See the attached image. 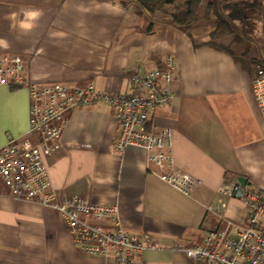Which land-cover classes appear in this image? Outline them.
Here are the masks:
<instances>
[{
	"label": "crops",
	"instance_id": "1",
	"mask_svg": "<svg viewBox=\"0 0 264 264\" xmlns=\"http://www.w3.org/2000/svg\"><path fill=\"white\" fill-rule=\"evenodd\" d=\"M201 1L211 5L213 20L179 27L139 0H0V55L21 57L23 79L38 86L130 95L133 68L161 69L173 56L174 99L149 121L175 132L174 164L207 178L205 189L185 196L151 173L160 170L145 166L143 150L116 151L118 124L104 102L66 111V146L46 159L56 200L67 190L117 206L125 233L147 234L160 245L134 254V264H199L183 249L227 224L230 235L247 226L240 197L220 188L245 178L246 186L264 189V118L252 90L256 61L264 66V0ZM219 21L236 32L212 40ZM28 109L25 87L0 86V148L7 136L34 137ZM111 263L79 252L55 210L0 196V264Z\"/></svg>",
	"mask_w": 264,
	"mask_h": 264
},
{
	"label": "built area",
	"instance_id": "2",
	"mask_svg": "<svg viewBox=\"0 0 264 264\" xmlns=\"http://www.w3.org/2000/svg\"><path fill=\"white\" fill-rule=\"evenodd\" d=\"M252 90L264 118V67L255 64ZM173 56L161 69L141 72L132 69L130 95L99 93L88 85L83 88L63 84L38 86L23 79L24 63L19 56L0 55V86L25 87L29 96V129L33 138L7 136L0 148V196L18 202L34 203L55 210L79 252L111 258V264H134V254L156 251L160 245L149 235L127 234L122 228L117 206H102L88 196L63 190L59 199L51 188L46 159L60 156L66 144L61 133L64 113L104 102L114 109L117 135L114 149L124 152L138 148L145 153V166H155L162 173L151 172L185 196L203 190L208 179L194 174L189 166L175 165L172 155L176 134L171 129L157 130L149 121L151 112L174 99L171 91ZM83 148L90 149L89 146ZM220 193H239L243 203L246 228L230 235V224L205 234L201 244L183 249L188 259L199 264H264V189L253 190L239 181L220 188ZM57 203H54V201ZM210 209L209 206L206 207ZM87 219L106 220L112 226H94ZM181 249V248H180Z\"/></svg>",
	"mask_w": 264,
	"mask_h": 264
},
{
	"label": "trees",
	"instance_id": "3",
	"mask_svg": "<svg viewBox=\"0 0 264 264\" xmlns=\"http://www.w3.org/2000/svg\"><path fill=\"white\" fill-rule=\"evenodd\" d=\"M139 4L148 13L169 16L179 27H191L214 18L211 5L203 4L201 0H139ZM235 32L236 28L229 22L219 21L210 38L215 40ZM255 64L263 66L258 61Z\"/></svg>",
	"mask_w": 264,
	"mask_h": 264
},
{
	"label": "water",
	"instance_id": "4",
	"mask_svg": "<svg viewBox=\"0 0 264 264\" xmlns=\"http://www.w3.org/2000/svg\"><path fill=\"white\" fill-rule=\"evenodd\" d=\"M239 182H240L241 186H245L247 184L245 178H239ZM234 196L239 198L240 197V194L239 193H236V194H234Z\"/></svg>",
	"mask_w": 264,
	"mask_h": 264
},
{
	"label": "rangeland",
	"instance_id": "5",
	"mask_svg": "<svg viewBox=\"0 0 264 264\" xmlns=\"http://www.w3.org/2000/svg\"><path fill=\"white\" fill-rule=\"evenodd\" d=\"M233 5H234V3H233ZM168 56H172V55H167V56L165 57V59H166ZM164 61H165V60H164ZM170 87H171V85H170Z\"/></svg>",
	"mask_w": 264,
	"mask_h": 264
}]
</instances>
